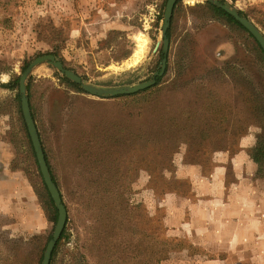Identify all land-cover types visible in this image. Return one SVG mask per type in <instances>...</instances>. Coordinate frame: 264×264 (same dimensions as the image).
Returning <instances> with one entry per match:
<instances>
[{
    "label": "rangeland",
    "instance_id": "obj_1",
    "mask_svg": "<svg viewBox=\"0 0 264 264\" xmlns=\"http://www.w3.org/2000/svg\"><path fill=\"white\" fill-rule=\"evenodd\" d=\"M224 1L264 33V0ZM166 2L0 0V264H42L57 222L37 193L42 174L21 74L54 54L101 87L151 80L164 58ZM206 3L176 2L165 72L147 89L93 96L49 63L29 76L34 120L67 209L49 264H264L263 245L220 242L215 222L201 218L206 185L187 173L194 166L207 175L217 155L231 159L250 134L264 140L257 41ZM226 167L232 179L231 160Z\"/></svg>",
    "mask_w": 264,
    "mask_h": 264
},
{
    "label": "crops",
    "instance_id": "obj_2",
    "mask_svg": "<svg viewBox=\"0 0 264 264\" xmlns=\"http://www.w3.org/2000/svg\"><path fill=\"white\" fill-rule=\"evenodd\" d=\"M255 144V135L250 134L241 140L239 151L231 159L228 154L217 155L215 166L207 175L194 166H190L187 173L190 178L202 180L206 185L203 192H198L210 196L207 200H200L206 204L201 218L215 222L220 242L232 244L233 249L243 244H261L259 253L264 259V171L259 173L260 165L250 155ZM229 160L232 163V179H228L226 173ZM216 195L219 197L216 198ZM213 202L217 203V211L212 206Z\"/></svg>",
    "mask_w": 264,
    "mask_h": 264
},
{
    "label": "water",
    "instance_id": "obj_3",
    "mask_svg": "<svg viewBox=\"0 0 264 264\" xmlns=\"http://www.w3.org/2000/svg\"><path fill=\"white\" fill-rule=\"evenodd\" d=\"M177 1L178 0H167L166 2L164 17H163V25H162V37H163L162 53L164 55V58L162 60L161 70L159 72H156L155 76L151 80L141 82L135 85H125V86L107 87V88L101 87L84 81L80 75H78L77 73H75L70 69L65 68L64 64L60 60H58L54 54H44L36 57L26 68V70L21 74L19 79V92L21 97V107H22L23 116L36 154L40 172L51 194L54 204L58 210L57 222L52 234V238L49 240L47 244L42 264L50 263L52 252L55 248L57 241L61 237L67 222V209L63 202L60 190L58 189L57 184L52 178L46 160V156L44 153V149L42 146V142L40 139V135L32 115L30 101H29L28 83H27L29 76L37 69V67L41 66L42 64L49 63L53 65L62 74H64L67 78H69L71 81L79 84L83 88V90L88 94L102 98L115 97L118 95H125V94H133L153 86L157 82V77H160L164 74L167 65V56L170 46V38L168 37L167 33L171 25L173 10ZM204 1H207L213 4L214 6L223 9L228 14L233 16L241 25H243V27H245L248 30L250 34H252V36L256 39V41L259 43V45L264 51V33L248 17L241 14L239 9H237L236 7L232 6L230 3L224 0H204Z\"/></svg>",
    "mask_w": 264,
    "mask_h": 264
},
{
    "label": "trees",
    "instance_id": "obj_4",
    "mask_svg": "<svg viewBox=\"0 0 264 264\" xmlns=\"http://www.w3.org/2000/svg\"><path fill=\"white\" fill-rule=\"evenodd\" d=\"M206 6H208L210 8V10H212L213 13H215V14L221 16V17H224L228 21L236 24L238 27H240L241 29L245 30V27H243V25H241L233 16L228 14L223 9H221V8H219L217 6H214L213 4H211L209 2L206 3ZM241 14H243V12H241ZM167 34H168V37H170L171 29L168 30ZM257 47H258L257 54H258L261 62L264 64V51L259 47V43L258 42H257ZM17 80H18V78H17ZM160 80H161V78L157 79V84H159ZM36 93H37V86L29 87V101H30V107H31L32 115H33L34 119H36V116H35V113H34L33 97L36 95ZM17 101H18L19 111H21L20 104H19V94L17 95ZM263 126H264V123H263ZM27 137L29 138L28 134H27ZM31 151H32L33 156L35 157L36 162H37L36 155L34 154V150H33L32 145H31ZM44 153H45V156H46V160L48 161V152L46 151L45 145H44ZM250 155H251L252 159L256 163H258L260 165L259 173L263 172L264 140H258L256 142L255 146L250 150ZM37 165H38V162H37ZM48 166L50 168H52V169H50L52 173L55 172L53 167H51V164L48 163ZM39 171H40V169H39ZM41 177H42V175H41ZM52 178L56 182V179L54 178L53 174H52ZM37 193H38L39 198L42 201V205L44 206V208L47 210V212L49 214H51L52 219L54 221H56L57 217H58V210H57V208H56V206L54 204V201H53V199L51 197V194H50V192H49V190L47 188V185H46L43 177H42V185L37 190ZM64 234H65V231L62 233L61 237H63ZM47 241H48V239H47ZM55 251H56V247H55V249L53 251V256L55 254ZM52 259H53V257H52Z\"/></svg>",
    "mask_w": 264,
    "mask_h": 264
},
{
    "label": "bare ground",
    "instance_id": "obj_5",
    "mask_svg": "<svg viewBox=\"0 0 264 264\" xmlns=\"http://www.w3.org/2000/svg\"><path fill=\"white\" fill-rule=\"evenodd\" d=\"M37 69H38V68H37ZM37 69H36V70H37ZM36 70H35V71H36Z\"/></svg>",
    "mask_w": 264,
    "mask_h": 264
}]
</instances>
